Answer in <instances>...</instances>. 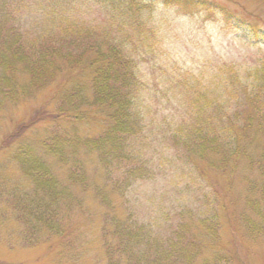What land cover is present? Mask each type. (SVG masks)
<instances>
[{
    "label": "trees",
    "instance_id": "1",
    "mask_svg": "<svg viewBox=\"0 0 264 264\" xmlns=\"http://www.w3.org/2000/svg\"><path fill=\"white\" fill-rule=\"evenodd\" d=\"M100 1L112 4L117 0ZM120 2L128 13L153 4L152 0ZM163 2L186 12L216 14L218 9L227 20L253 26L245 16L214 1ZM24 3L0 0V129L9 110L45 88H54L52 100L56 106L50 113L36 111L28 120H20L0 145L8 158L1 166L5 171L14 167L25 186L17 183L10 187L6 179H0V220L5 226L17 223L18 233L21 231L20 237L0 242L12 248L23 242L30 248L51 245L50 238L54 236L61 246L57 262L75 264L77 256L73 252L78 239L76 235L70 237L72 230L64 214L70 210L67 203L76 198L79 202L73 195L76 190H89L105 207L99 235L93 241L103 246L106 264H235L237 235L251 241L264 236V62L246 71L245 80L238 78L232 66L227 67L231 92L224 111H220V94L210 98L203 94L204 104L200 97L189 98L197 123L191 131L187 128L185 137L183 125L172 133L175 145L182 144L185 149L183 158L190 161L195 157L209 169L223 172L230 181L239 164L247 169L242 206L238 209L231 201L232 211L228 209L232 238H223L219 218L225 209L223 197L206 169L201 174L208 186L201 191L200 209L196 213L187 210L190 222L180 220L176 229L166 228L169 233L165 230L155 238L152 225L140 223L131 212L119 213L106 191L112 186L118 188L114 174L133 158L135 139L145 127L141 98L144 82L138 76L135 60L114 33L96 34L84 22L66 20L64 16L60 17L62 27L66 26L64 31L61 28L59 34L29 38L23 32L27 16L20 12ZM61 8L54 6L48 17L63 13ZM86 36H92L94 41L86 43ZM209 107L211 115L199 122ZM46 119L49 123L39 126ZM89 122L99 129L82 131L81 124ZM92 155L104 167L106 182L92 181L84 161V157ZM252 171L256 172L253 177L249 174ZM203 206L205 211H201ZM144 242L154 246L158 255L155 259L142 251ZM71 252L73 255H68Z\"/></svg>",
    "mask_w": 264,
    "mask_h": 264
},
{
    "label": "rangeland",
    "instance_id": "2",
    "mask_svg": "<svg viewBox=\"0 0 264 264\" xmlns=\"http://www.w3.org/2000/svg\"><path fill=\"white\" fill-rule=\"evenodd\" d=\"M22 1H25V6L20 8L21 16H27L23 32L29 38H37L43 33L59 34L61 28L64 31L66 26L62 27L60 19L64 16L66 20L84 22L88 29H95L96 34L104 31L114 33L136 62L138 76L144 82L141 98L145 127L135 139L133 158L114 174L118 188L112 186L106 190L111 194V205L119 213L127 215L131 212L140 223L152 225L154 237L158 238L166 228L176 229L180 220L190 222L187 210L196 213L200 209L201 191L208 186L201 174L202 169H206L211 183H217L223 197L222 207L225 209L221 210L219 218L223 224V238L230 240L228 209L231 207L232 211L231 201L238 209L242 206L247 169L243 170L239 164L230 181L223 172L209 169L205 162L195 157L190 161L183 158L185 149L182 144L175 145L172 133L183 125L187 131L183 132L185 137L189 132L187 128L190 130L197 123L191 113L193 105L189 98L200 97L204 104L203 94L207 93L206 98L220 94L223 102L220 111H224L225 101L231 92L227 67L232 66L238 78L245 80L246 71L264 62V0H210L245 16L253 23L252 27L239 24L234 19L227 20L218 9L216 14L198 10L186 12L177 6L166 5L163 0H152V5L138 7L132 13L127 12L120 0L112 4H104L100 0ZM54 6L62 7L63 13H53L48 17ZM52 17L55 21H51ZM90 41L94 38L86 36L85 42ZM53 91V87L45 88L34 98L8 111L0 129V145L20 120H28L36 111L50 113L55 108ZM205 110V116L198 117L199 122H204L211 113L210 107ZM48 123L46 119L39 126ZM81 127L82 131L99 129L93 122L83 123ZM7 159L5 152L0 150V179H6L10 187L22 184L24 179L14 167L5 171L1 166ZM84 161L92 181L106 182L105 169L96 155L84 157ZM255 173L249 172L252 177ZM73 195L79 202L76 198L67 203L70 210L66 211L64 218L72 230L70 237L76 235L75 239H78L73 252L77 256L75 264H106L102 258L103 246L93 241L99 235L105 207L95 199L93 191L76 190ZM2 202L3 197H0V209ZM19 233L17 223L5 226L0 220V239L20 237ZM237 236L235 264H264V236L255 241ZM50 240L51 245L46 243L30 248L23 246V242L12 248L2 241L0 264H73L57 262L61 251L59 239L52 236ZM153 248L152 244L145 242L142 245V251L155 259L158 255ZM70 254L73 255L72 252Z\"/></svg>",
    "mask_w": 264,
    "mask_h": 264
}]
</instances>
